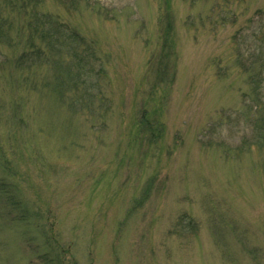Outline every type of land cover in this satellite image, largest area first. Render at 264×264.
Segmentation results:
<instances>
[{"label":"rangeland","instance_id":"374dc122","mask_svg":"<svg viewBox=\"0 0 264 264\" xmlns=\"http://www.w3.org/2000/svg\"><path fill=\"white\" fill-rule=\"evenodd\" d=\"M97 1L112 20L85 2L46 7L97 43L112 109L100 131L99 96L92 132L84 111L48 99L51 89L28 90L52 77L50 66L22 73L18 48L0 45V136L11 135L7 165L32 202L22 227L11 222L16 212L0 211V264H50L57 254L63 264H264V149L234 65L236 0L227 2L226 25L200 18L208 4L172 0L177 60L161 85L147 63L159 50L158 0ZM245 2L250 14L264 8V0ZM148 106L163 134L156 144L136 125Z\"/></svg>","mask_w":264,"mask_h":264},{"label":"trees","instance_id":"16d2710c","mask_svg":"<svg viewBox=\"0 0 264 264\" xmlns=\"http://www.w3.org/2000/svg\"><path fill=\"white\" fill-rule=\"evenodd\" d=\"M51 1L66 10H72L74 6L77 9L79 4L85 2L89 8L104 16L105 20L113 18L97 0ZM182 1L190 2L191 5L208 4L210 12L205 16L199 15L200 18L215 22L217 19L222 20V25H226L224 14L228 0H223L224 4L219 2L212 4V0ZM96 5L102 9L99 11ZM46 6V0H0V45L8 49L18 48L16 51L21 54L16 59L15 65L22 73H27L33 67L50 66L52 77L45 79L44 84H36L33 81L27 83L30 88L28 90L39 91L41 95L45 88L51 89L52 94L48 99L54 98L60 103L62 110L73 113L75 116H81L84 111L87 114L84 117H86L88 130L92 132L94 127L97 128V124L91 120V117H94V105L101 98L100 109L104 110V113L99 120L101 123L97 130L100 131L106 125L104 118L112 112V109L110 100L102 95V88L99 86V78L101 80L104 68L96 48L97 43L88 41L78 29L70 26L71 24L61 16L58 10L54 11ZM156 7L159 50H156L147 63L150 69L158 72V83L161 85L166 80L170 65L175 64L177 60L176 31H173L176 14L172 0H158ZM250 10L251 6L245 0L235 1L233 24L236 29L231 42L232 47L235 48V69L245 82V89L241 90L242 106L250 112L249 123L254 128L253 140L256 146L258 149H264V8L256 9L253 14H250ZM191 19L193 16L186 22ZM241 20L244 25L238 26ZM1 65L4 63L1 62ZM27 79L26 75L25 83L23 82L25 87ZM150 101L153 102V100ZM40 108H34L33 120L39 118ZM252 111L256 116L251 114ZM149 113L150 107L142 111V116L136 125L139 133L149 144H156L162 139L163 134L158 127L159 124ZM15 118L16 122L27 129V117L23 119L18 114ZM40 127L42 130V124ZM36 135L41 133L36 132ZM0 137V162L4 163L1 167L4 169L5 165V168L9 170L8 177L0 176V211H5L7 216H13L16 212L11 222L22 227L28 222L29 204L32 202L19 192V185L14 180L17 174L14 168L11 170V166L7 165L9 160L4 141L12 140L11 135ZM39 229L44 232L42 225H39ZM23 236H26L25 231ZM49 263L63 264L58 254L56 257H50Z\"/></svg>","mask_w":264,"mask_h":264}]
</instances>
